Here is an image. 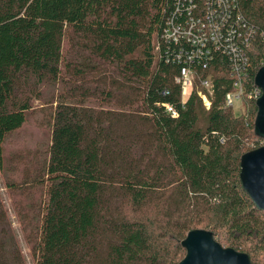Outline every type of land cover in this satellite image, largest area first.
<instances>
[{"label": "trees", "instance_id": "trees-1", "mask_svg": "<svg viewBox=\"0 0 264 264\" xmlns=\"http://www.w3.org/2000/svg\"><path fill=\"white\" fill-rule=\"evenodd\" d=\"M188 2L0 0V167L43 87L64 90L49 103L46 153L22 179L44 184L35 264H178L192 230L264 264V212L239 181L242 155L264 146L248 97L264 66V0L230 9L254 31L233 52L235 22L213 21L223 38L201 47ZM192 2L196 22L206 6ZM234 65L246 73L239 115L225 103ZM0 264H26L1 197Z\"/></svg>", "mask_w": 264, "mask_h": 264}, {"label": "rangeland", "instance_id": "rangeland-1", "mask_svg": "<svg viewBox=\"0 0 264 264\" xmlns=\"http://www.w3.org/2000/svg\"><path fill=\"white\" fill-rule=\"evenodd\" d=\"M95 85L97 83L89 84L92 91ZM63 91V88L59 87H43V97L33 103L25 124L14 132L4 144V161L0 167V197L26 264H35L32 246L36 239L44 184L31 182L24 185L22 179L25 173L34 174L36 172L46 153L50 136L48 118L51 104L49 103L50 100L60 99L58 94ZM188 92L183 94L184 98ZM91 101L92 107H98L99 102ZM241 110L242 104L235 102L233 105L234 114L239 115ZM6 184H15L16 187L9 188Z\"/></svg>", "mask_w": 264, "mask_h": 264}, {"label": "water", "instance_id": "water-1", "mask_svg": "<svg viewBox=\"0 0 264 264\" xmlns=\"http://www.w3.org/2000/svg\"><path fill=\"white\" fill-rule=\"evenodd\" d=\"M254 85L261 92L255 102L254 135L264 140V66L257 71ZM239 181L254 207L264 212V146L242 155ZM181 246L186 253L178 264H251L246 253L223 248L209 231H190Z\"/></svg>", "mask_w": 264, "mask_h": 264}, {"label": "built area", "instance_id": "built-area-1", "mask_svg": "<svg viewBox=\"0 0 264 264\" xmlns=\"http://www.w3.org/2000/svg\"><path fill=\"white\" fill-rule=\"evenodd\" d=\"M192 1L193 0H190V2H188V7H186L187 16L189 17L188 22L191 24L188 31H191L192 25H194L193 23L198 24V29H196V31L198 34H200L201 37L196 36V38H199L197 40V43L201 47H206L208 40L209 43H212L213 45H218V43L221 41V39L223 38L221 30H218L216 27H214L212 23L213 21L217 22L219 20L224 22H235V25H229L227 28L226 39L224 38V45L226 46V49L233 52L240 48L239 43L245 45L248 44V39L252 38L254 31L244 22L242 15H240L239 13L236 14L235 18L231 16L233 9H230L234 8L235 10L237 5L236 0H204L206 8L203 12V15L197 17L196 22H194V19L196 17L191 14L192 9L194 8V4ZM181 2L182 0H177L178 4H181ZM177 31L178 28L174 29L172 31V35H174ZM233 73L238 75L234 77V90L225 96L226 105L231 107H233L235 102H239L242 104L243 97L246 94L244 90L245 85L242 84V78L246 76L244 69H239L234 65ZM191 81L192 73H190V71L187 69H183L181 71L180 78L176 80V83H179L181 85L182 95L186 94V91L190 90L192 85ZM201 85L207 91H210V84L208 81H203ZM260 94L261 92L256 88L248 93V97L253 98L256 101L259 98ZM200 96L205 108L208 109L210 103L207 97L201 94ZM167 110L171 112L173 116H176V113L171 108L167 107ZM240 113H243V108Z\"/></svg>", "mask_w": 264, "mask_h": 264}]
</instances>
